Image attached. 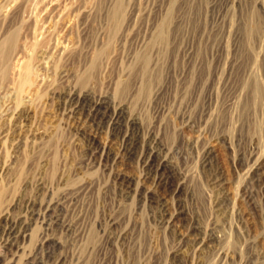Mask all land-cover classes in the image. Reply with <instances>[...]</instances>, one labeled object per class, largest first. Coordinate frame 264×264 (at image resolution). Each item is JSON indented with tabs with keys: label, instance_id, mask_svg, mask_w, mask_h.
<instances>
[{
	"label": "rangeland",
	"instance_id": "1",
	"mask_svg": "<svg viewBox=\"0 0 264 264\" xmlns=\"http://www.w3.org/2000/svg\"><path fill=\"white\" fill-rule=\"evenodd\" d=\"M115 1L0 0V264H264V0Z\"/></svg>",
	"mask_w": 264,
	"mask_h": 264
},
{
	"label": "bare ground",
	"instance_id": "2",
	"mask_svg": "<svg viewBox=\"0 0 264 264\" xmlns=\"http://www.w3.org/2000/svg\"><path fill=\"white\" fill-rule=\"evenodd\" d=\"M123 4H122V2H121V0H116L115 1V4H114V7H113V10L112 11H110V14H109V21L110 22H112V26L114 27V29L115 28H117L118 27V25H119V23H120V20H121V15H122V9H123V6H122ZM166 21V20H165ZM163 24H164V22H163ZM167 24V23H166ZM111 26V27H112ZM161 26V28H160V34H159V36H160V38L162 37V39H163V37L164 36H166V35H164V34H166V31L165 30H167V28L165 27V25H160ZM168 26V25H167ZM112 27V28H113ZM166 28V29H165ZM252 32V31H251ZM158 36V37H159ZM159 39V38H158ZM164 39H165V37H164ZM160 40V39H159ZM16 41V33L15 32H11L7 37H6V39L3 41V43L0 45V76H6V70H5V68H4V66H3V64L6 62V60H7V58H8V55H9V51L11 50V48H12V46H14V42ZM99 54L100 53H98L97 55H96V58H95V60H93V67L95 66V64H96V60H97V58L99 57ZM21 57V56H20ZM143 58V63H144V65H143V72H146L147 70H146V64H147V60H148V57L147 56H144V57H142ZM6 64V63H5ZM142 70V69H141ZM29 72H30V69H29V67H28V65H26L25 66V68H24V71H23V79H22V82L23 81H25V80H27V77H29L28 75H29ZM255 84V85H254ZM253 85H254V88H253V90H254V93H255V95L257 96V94H261V92L263 93V89L261 88V86L258 84V83H254ZM251 85V84H250ZM252 85V86H253ZM8 87H9V85H8ZM8 89V88H7ZM252 89V88H251ZM253 94V93H252ZM107 102V101H106ZM263 102V101H262ZM108 108H109V106H108V104H104V101L102 102H99L98 104H94L93 106H92V109H91V111H90V114H91V116H92V118H98V119H104V118H108L110 121H111V123H112V125L115 127V126H119L120 125V123H119V120H120V118H121V115H122V112H123V109L122 108H115L114 110H113V112L111 111V112H109L108 111ZM103 109V110H102ZM134 124V123H133ZM124 141H125V144H126V146H129V148H127L128 150H130L131 148H130V146H131V144L133 143V140H132V138L131 137H129L128 135H126L125 137H124ZM134 146V145H133ZM126 149V150H127ZM125 150V151H126ZM127 150V151H128ZM131 153V152H130ZM167 181V180H166ZM4 224V223H3ZM13 228H14V224H12L11 222L10 223H8V226H7V228L6 229H4V232L5 233H7V234H10L11 232H12V230H13Z\"/></svg>",
	"mask_w": 264,
	"mask_h": 264
}]
</instances>
